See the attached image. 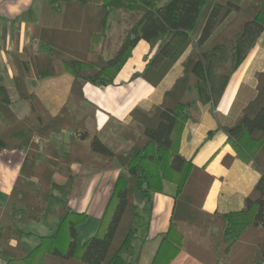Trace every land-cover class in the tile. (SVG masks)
Masks as SVG:
<instances>
[{"label":"trees","instance_id":"1","mask_svg":"<svg viewBox=\"0 0 264 264\" xmlns=\"http://www.w3.org/2000/svg\"><path fill=\"white\" fill-rule=\"evenodd\" d=\"M117 11L140 16L116 56L106 58L102 46ZM142 41L156 52L132 79L154 91L120 122L130 149L115 155L86 127L97 106L83 88L113 86ZM258 45L264 47V0H46L29 46L9 55L19 99L30 107L23 117L12 109L0 64V152L26 151L9 196L12 209L0 212V258L9 257L6 264H139L141 248L133 241L149 240L151 212L137 206L134 195L151 202L170 182L177 187L171 222L151 264H173L183 252L201 264H264V69L240 85L227 116L215 113ZM28 79L40 82L34 93ZM200 111L216 125L207 139L221 129L236 158L260 174L242 209H204L214 177L186 150ZM64 130L75 136L70 151L60 155L51 141ZM37 138L48 142L41 147ZM114 159L122 171L106 213L97 233L81 242L77 228L89 216L69 205L77 180L71 167L103 169ZM57 173L65 184L54 181ZM53 201L59 202L56 210ZM47 213L59 218L56 231L27 252L25 227Z\"/></svg>","mask_w":264,"mask_h":264},{"label":"crops","instance_id":"2","mask_svg":"<svg viewBox=\"0 0 264 264\" xmlns=\"http://www.w3.org/2000/svg\"><path fill=\"white\" fill-rule=\"evenodd\" d=\"M45 1L0 0L1 75L12 100V109L19 118L26 115L30 107L27 101L19 99L15 89L9 55L21 54L29 46L33 29L41 20ZM128 34H125V38ZM123 42L124 40L115 48L111 58L116 56ZM150 50L146 42H140L133 51V56L117 75L113 86L100 89L89 83L84 84L83 92L86 98L97 106L95 110L91 111V115L86 121V127L90 134L97 133L115 155L126 153L130 149V143H127L120 136V122L124 121L140 102L148 100L154 91L152 85L141 78L132 79L135 73L142 72L143 65H145L143 57L145 54L152 55ZM240 78L241 76L232 78L228 86V88L230 86L232 88L228 95L227 88L215 113L223 116L228 115L240 85L251 82V79L250 81L242 79L240 83ZM27 83L33 93L37 91L40 84L37 79H28ZM103 97L105 99H102ZM199 117L202 119L200 118L199 123L193 126L188 135L186 150L188 153L192 152L194 163L197 166L205 167L206 171L214 177L204 203V209L211 214L217 211L223 213L242 209L245 199L259 179L260 174L252 164H246L236 158V152L228 144V137L221 129L210 139H207L208 132L216 125L212 116L207 112L200 111ZM74 136V132L64 130L54 135L51 143L60 155H64L70 151V141ZM36 141L41 147L48 142L40 138H37ZM83 144L87 145L88 141H84ZM228 155L232 159L224 165L223 160ZM25 158L26 151L22 149L0 152V212H10L12 209L9 196L21 175ZM39 159L42 162L45 161L46 154L43 151L39 153ZM71 171L77 180L69 199V205L75 211L87 213L89 216L88 220L77 228L80 241L86 242L97 233L100 227L122 167L114 159L103 169L76 163L72 165ZM54 181L63 185L67 179L57 173L54 175ZM176 194L177 187L170 182H164L163 193L152 194L151 202L145 199L140 192L135 193L136 205L151 212L149 240L144 245L139 242L136 247V249L141 248L139 264L152 263L161 240L169 229ZM58 207V201L51 203L50 208L52 210H56ZM58 224L59 218L53 213H47L42 220L28 224L25 227L27 235L21 240L25 250L28 252L37 248L41 243V238L52 235ZM9 259L7 256L1 257L0 264H6ZM173 264L201 263L183 252Z\"/></svg>","mask_w":264,"mask_h":264},{"label":"rangeland","instance_id":"3","mask_svg":"<svg viewBox=\"0 0 264 264\" xmlns=\"http://www.w3.org/2000/svg\"><path fill=\"white\" fill-rule=\"evenodd\" d=\"M139 16H140V14L138 12H131L128 14V13H125L123 11H117L111 16V18H110L111 20L109 21L110 22L109 32L107 31L106 40L102 46L103 53H104V56L106 58H111L110 56L112 55L115 48H117V46H119L123 40L125 41V39H126L125 34L130 32L131 26L135 23L136 19ZM149 48H150V46H149ZM153 51H154L153 53L151 51L152 55H150V54L146 55L145 54V56L143 57V62L145 61V65L148 63V60H150V58L155 54L156 47L154 48ZM127 62H126V64H127ZM145 65H143V70H144ZM263 69H264V47H261L258 45L257 47H255L251 51L248 59L239 68V70L234 74L233 79L241 76V78L239 80L240 83H241L242 79L243 80H249V81L251 79V81H252V80H254L256 73L258 71L263 70ZM243 71H244V73H243ZM241 73H243V75H241ZM231 88H232L231 86H230V88H228L227 95L230 92ZM102 99H105V98L103 97ZM134 201H135V195H134ZM138 243H139L138 240H134L133 246L136 248Z\"/></svg>","mask_w":264,"mask_h":264}]
</instances>
